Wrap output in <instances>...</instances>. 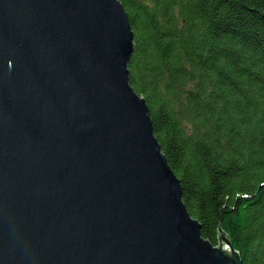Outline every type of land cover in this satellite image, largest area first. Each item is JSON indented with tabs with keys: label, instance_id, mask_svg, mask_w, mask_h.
I'll use <instances>...</instances> for the list:
<instances>
[{
	"label": "water",
	"instance_id": "95a60500",
	"mask_svg": "<svg viewBox=\"0 0 264 264\" xmlns=\"http://www.w3.org/2000/svg\"><path fill=\"white\" fill-rule=\"evenodd\" d=\"M134 50L122 0H0V264H243L188 210Z\"/></svg>",
	"mask_w": 264,
	"mask_h": 264
},
{
	"label": "trees",
	"instance_id": "16d2710c",
	"mask_svg": "<svg viewBox=\"0 0 264 264\" xmlns=\"http://www.w3.org/2000/svg\"><path fill=\"white\" fill-rule=\"evenodd\" d=\"M130 81L202 235L264 264V0H122Z\"/></svg>",
	"mask_w": 264,
	"mask_h": 264
}]
</instances>
